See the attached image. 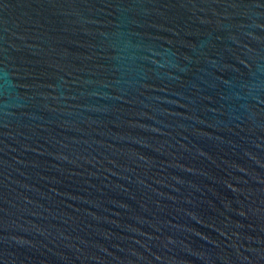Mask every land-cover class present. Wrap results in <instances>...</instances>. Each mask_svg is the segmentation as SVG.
Wrapping results in <instances>:
<instances>
[{
  "label": "water",
  "instance_id": "95a60500",
  "mask_svg": "<svg viewBox=\"0 0 264 264\" xmlns=\"http://www.w3.org/2000/svg\"><path fill=\"white\" fill-rule=\"evenodd\" d=\"M0 264H264V0H0Z\"/></svg>",
  "mask_w": 264,
  "mask_h": 264
}]
</instances>
